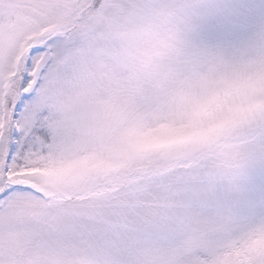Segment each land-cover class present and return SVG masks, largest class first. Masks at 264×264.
I'll return each instance as SVG.
<instances>
[{"label": "snow or ice", "instance_id": "1", "mask_svg": "<svg viewBox=\"0 0 264 264\" xmlns=\"http://www.w3.org/2000/svg\"><path fill=\"white\" fill-rule=\"evenodd\" d=\"M0 264H264V0H0Z\"/></svg>", "mask_w": 264, "mask_h": 264}]
</instances>
